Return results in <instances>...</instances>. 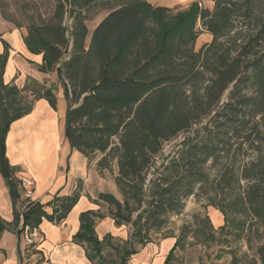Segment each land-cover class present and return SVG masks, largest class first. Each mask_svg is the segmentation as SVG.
Listing matches in <instances>:
<instances>
[{"label":"trees","instance_id":"trees-1","mask_svg":"<svg viewBox=\"0 0 264 264\" xmlns=\"http://www.w3.org/2000/svg\"><path fill=\"white\" fill-rule=\"evenodd\" d=\"M95 5L111 7L90 33L87 12ZM0 16L13 23L2 0ZM197 25L211 41L195 51ZM25 30L27 50L42 56L40 72L54 74L63 89L70 148L96 162L99 173L115 170L117 197L100 193L92 201L97 208L80 214L72 238L90 264H128L159 234L160 240L175 238L164 264H173L185 247L214 243L226 254L207 264L224 256L238 264L229 237L234 243L244 239L249 251L255 241L251 263L264 264V241L258 243L264 234V0H213L211 10L192 4L185 11L146 0H54L51 14L30 18ZM7 59L4 45L0 177L13 220L0 219V236L23 234L43 220L60 225L80 197L54 196L45 204L24 198L19 170L6 158L7 134L36 101L55 109L56 97L54 87L33 79L22 89L5 84ZM191 197L205 198L223 225L214 228L208 215L193 214L178 235L170 232L171 218L183 214ZM105 218L127 227L128 238L98 239L95 227ZM33 249L27 247L38 254ZM106 250L114 252L112 262Z\"/></svg>","mask_w":264,"mask_h":264},{"label":"crops","instance_id":"crops-1","mask_svg":"<svg viewBox=\"0 0 264 264\" xmlns=\"http://www.w3.org/2000/svg\"><path fill=\"white\" fill-rule=\"evenodd\" d=\"M146 1L153 7L172 9L185 0ZM104 17L92 28L87 24L90 33ZM26 35L24 28H16L0 17V55L4 52V45L8 50L3 81L18 89H22L28 79L47 88L54 87L56 108H51L46 100H38L29 115L13 122L5 143L6 158L12 167L33 182V200L45 204L54 196H71L75 192H80V197L62 224L42 221L39 226L42 240L33 249L38 254L27 250L23 234L4 232L0 236V264H90L83 247L73 243L72 238L79 230L80 214L97 208L92 201L100 193L117 197L113 176L107 181L106 173H99L96 162L89 163L70 148L64 134L66 102L63 89L61 85H55V75L40 72L42 56L29 53L24 43ZM47 213H51L49 208ZM214 213L215 228H219L223 225V218L219 212ZM0 219L7 223L13 220L9 191L1 177ZM95 232L100 240L107 234L123 240L129 235L127 227H116L109 218L97 223ZM174 244L175 238L153 241L140 248L128 264H164ZM222 259L215 264H228V257L225 262Z\"/></svg>","mask_w":264,"mask_h":264},{"label":"rangeland","instance_id":"rangeland-1","mask_svg":"<svg viewBox=\"0 0 264 264\" xmlns=\"http://www.w3.org/2000/svg\"><path fill=\"white\" fill-rule=\"evenodd\" d=\"M213 0H185L184 3L181 5L175 6L172 8V10L175 11H185L190 8L192 4L199 5L200 8L203 9H210L212 7ZM54 6V0H2V9L7 13L9 18L12 20V24L14 27L21 26L22 28L26 29V26L29 23L30 18H38V16H41L42 18H47L53 9ZM111 6L107 5H95L93 6L88 12V26L92 28L95 26V24L104 17L108 11L110 10ZM211 10V9H210ZM1 17V16H0ZM2 19V18H1ZM3 20V19H2ZM4 21V20H3ZM67 26H70L71 21L67 18L66 20ZM254 25V23H253ZM200 26V25H199ZM199 26L197 25L199 33V37L196 40L194 50L198 51L203 45L209 43L211 41V36L205 32L201 31L199 29ZM54 75V74H53ZM56 86L60 85V83L56 80L55 83ZM225 99H223L224 101ZM182 141V135L178 137L176 140L172 141L171 143H168L165 146V152L171 151L173 148H175L180 142ZM114 170V169H113ZM112 170V173L105 172L107 176V181H110L112 179V176L114 175ZM115 172V170H114ZM214 212L218 213L214 208L208 207L207 202L205 198H201L200 200H196L195 198L191 197L187 200L185 205V210L181 216L173 217L170 220V226L169 230L173 234H179V228L183 226L184 224H188L192 221V215L193 214H199L201 216L208 215L211 220L212 226H216V220L214 218ZM101 214H106V210L102 209ZM129 230V229H128ZM162 234H159L157 236L152 237V241L156 242L161 239ZM117 238V237H115ZM220 240L221 237H218ZM230 240V246L234 248V252L237 256L238 264H252L250 256H254V248H255V241H252L253 244V250L249 251L247 248V244L245 240L243 239L240 242L234 243L231 237H229ZM264 241V234L261 235V240H258V243ZM114 244L117 243V241L113 242ZM257 243V242H256ZM104 254L108 260V262H112L114 256V252L111 250V253H109L107 250L104 251ZM176 259L173 261V264H192L196 262L202 261L203 264H207L209 260L215 259L216 254H226L224 253L221 248L217 246V243L211 244L210 246L203 248L198 245L192 246V247H185L184 251H177L176 253ZM245 255L247 257H245ZM224 262L226 261V257H222ZM230 264V262H229Z\"/></svg>","mask_w":264,"mask_h":264},{"label":"built area","instance_id":"built-area-1","mask_svg":"<svg viewBox=\"0 0 264 264\" xmlns=\"http://www.w3.org/2000/svg\"><path fill=\"white\" fill-rule=\"evenodd\" d=\"M16 177L19 181L20 188L22 190L24 198L27 200L33 201V198H32L33 182L30 179L23 176V174L20 172L17 173ZM23 235H24L26 247H32L35 249L38 247V245L40 244L42 240L39 227H34V228L26 227L24 229Z\"/></svg>","mask_w":264,"mask_h":264},{"label":"water","instance_id":"water-1","mask_svg":"<svg viewBox=\"0 0 264 264\" xmlns=\"http://www.w3.org/2000/svg\"><path fill=\"white\" fill-rule=\"evenodd\" d=\"M63 64H64V62H62L60 65H59V69H62V67H63Z\"/></svg>","mask_w":264,"mask_h":264}]
</instances>
